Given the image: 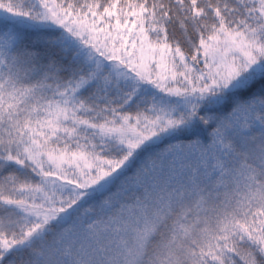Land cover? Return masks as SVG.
<instances>
[{
  "label": "snow or ice",
  "instance_id": "snow-or-ice-1",
  "mask_svg": "<svg viewBox=\"0 0 264 264\" xmlns=\"http://www.w3.org/2000/svg\"><path fill=\"white\" fill-rule=\"evenodd\" d=\"M0 264H264V0H0Z\"/></svg>",
  "mask_w": 264,
  "mask_h": 264
},
{
  "label": "trees",
  "instance_id": "trees-1",
  "mask_svg": "<svg viewBox=\"0 0 264 264\" xmlns=\"http://www.w3.org/2000/svg\"><path fill=\"white\" fill-rule=\"evenodd\" d=\"M164 147H165L164 144H160L159 147H158L157 149H155V150H156V151H159V150L163 149Z\"/></svg>",
  "mask_w": 264,
  "mask_h": 264
}]
</instances>
